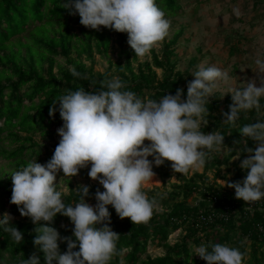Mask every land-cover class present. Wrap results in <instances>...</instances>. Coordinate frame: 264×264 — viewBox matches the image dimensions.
Wrapping results in <instances>:
<instances>
[{
    "label": "clouds",
    "instance_id": "clouds-1",
    "mask_svg": "<svg viewBox=\"0 0 264 264\" xmlns=\"http://www.w3.org/2000/svg\"><path fill=\"white\" fill-rule=\"evenodd\" d=\"M62 8L69 15H78L86 28L126 33L135 57L149 54L169 34L170 21L155 0H66ZM233 11L240 15L238 9ZM256 65L260 86L255 79L243 87L229 86L225 94L231 93L232 103L229 111L221 110L222 122L232 127L237 126L242 113L245 119L249 110L257 113L255 122L239 130L245 139L233 142L242 144L241 151L248 153L240 164L247 171L246 177L225 185L235 189L237 200L249 205L264 198V105L260 102L264 98V75H260L264 74V60L258 58ZM71 73L81 75L75 68ZM192 76L186 99L183 89H177L175 95L165 94L159 101L144 100L126 90L120 78L112 77L102 80L98 91L81 87L53 100L49 116L54 117L58 102L63 124L57 129L61 139L51 159L44 164L30 161L10 175V203L35 225L33 244L43 253L44 264H110L116 255L121 256L119 264H124L123 253L117 248L120 234L110 227L108 206L122 220L147 224L160 206L155 197L149 199L143 191L156 175L153 164L159 167L168 161L174 173L188 174L202 168L212 153L225 146V136L219 131L205 133L202 128L209 122L207 105L213 93L227 85L230 77L215 66L204 65ZM248 140L254 148L247 146ZM89 165V178L104 190L96 189L93 205L86 200L91 195L90 186L80 184L73 189L79 199L66 204L58 190V174L62 171L63 177L72 178ZM58 214L69 218L74 226L72 236H61L50 226ZM12 219L5 212L0 228L19 243L24 234L10 224ZM61 242L67 244L63 253ZM194 256L207 264H243L244 259L239 249L220 243H202ZM19 264H40V258L33 253Z\"/></svg>",
    "mask_w": 264,
    "mask_h": 264
},
{
    "label": "trees",
    "instance_id": "trees-1",
    "mask_svg": "<svg viewBox=\"0 0 264 264\" xmlns=\"http://www.w3.org/2000/svg\"><path fill=\"white\" fill-rule=\"evenodd\" d=\"M64 2L66 0H0V155L14 162L16 168L27 166L31 159L42 161L43 154L47 161L51 159V146L40 144L35 137L37 134L51 137L53 126L63 124L59 103L54 117L49 116V109L53 100L69 91L81 87L86 91H98L102 80L118 77L126 83V90L144 100L159 101L165 94L175 95L177 89H183L186 99L187 84L193 80L191 68H178L174 59L182 29L165 42L160 52L152 49V60L140 61L134 50L126 47V33L103 27L100 31L86 28L79 23L78 15H69L62 8ZM155 2L166 17L178 16L183 11L182 0ZM75 24L79 32L73 31ZM113 34H117L126 57L121 54L115 62L110 61L106 71H96L95 53L108 55ZM230 47L232 56L242 50L239 43ZM74 51L76 57L72 56ZM57 58L65 59L68 65L64 66ZM73 68L81 74L79 77L72 75ZM260 102L264 105V98ZM231 103V95L224 97L217 92L207 105L209 122L202 131H219L225 136V146L220 152L211 154L202 172L196 171L191 176L178 173V180L171 182L174 172L170 162L155 167L162 185L143 188V191L149 199L155 197L160 206L147 224H133L129 218L122 220L115 209L108 206L110 227L120 234L117 248L127 264H207L194 256L193 247L202 243H220L239 249L244 253L243 264H264V198L249 211L251 205L237 200L235 189L225 188L218 182L227 180L222 168L243 148L242 144L233 143L245 139L239 133L240 128L257 119L252 109L247 112L246 119L241 114L236 127L224 124L221 110L229 111ZM247 146L255 147L251 140L247 141ZM246 155L242 151L241 157ZM87 171L88 168L81 169L79 174ZM246 174V170L238 168L232 182L243 180ZM97 188L103 191L99 185L90 186L91 195L86 200L94 197ZM11 189L2 192L8 201ZM73 189L76 188L70 187L68 194L62 193L66 204L79 199ZM12 207L19 212L16 205ZM11 225L23 232L24 239L17 243L0 228V264H19L33 253L39 256L40 264H44L43 253L33 244L35 225L30 218L22 217ZM50 226L61 236H72L74 226L65 216L58 214ZM177 231L182 234L171 243L170 237ZM151 245L163 248L164 254L149 255ZM60 249L62 253L66 251L67 244L61 242ZM120 259L121 256L116 255L110 264H119Z\"/></svg>",
    "mask_w": 264,
    "mask_h": 264
},
{
    "label": "rangeland",
    "instance_id": "rangeland-1",
    "mask_svg": "<svg viewBox=\"0 0 264 264\" xmlns=\"http://www.w3.org/2000/svg\"><path fill=\"white\" fill-rule=\"evenodd\" d=\"M182 0L183 11L180 15L174 17H166L170 21V29L168 36L154 47L157 52H160L167 40H170L181 29L184 31L179 39L176 48V56L178 68L186 70L191 68V74L198 70L200 65L205 67L215 66L222 71L228 73L230 79L227 85L222 86L214 93H221L224 97L231 95L225 94L228 87H243L250 79L256 80V86H260L259 76L257 72L256 60H264V1L259 0ZM257 4V5H256ZM233 9H238L239 16H236ZM74 32H79V26L75 24ZM26 42V38L23 37ZM239 43L242 50L235 55L230 54L231 44ZM126 47H129L127 44ZM76 52L72 56L76 57ZM125 58L126 53L122 52V48L117 41V34L112 35L111 46L108 55L95 53V70L106 71L110 61L115 62L121 56ZM60 63L67 66L65 59L57 58ZM140 61L152 60V49L149 54L144 57H138ZM56 72L58 67L55 68ZM264 75V74H260ZM194 80V77L192 76ZM225 94V95H224ZM60 126H53L54 132L51 137L41 136L37 134L35 140L40 144L51 146V151L54 153L55 147L58 145L61 137L57 133ZM150 142L145 141V144ZM242 151L239 149V154L231 159L228 164L222 168V173L227 180H218L222 186L226 187V182H232L235 171L240 167L241 161L247 158L241 157ZM238 157V158H237ZM31 159L30 161H34ZM42 161L38 163L44 164L47 162L46 155L41 156ZM153 160V157H149ZM155 164L153 171L155 172ZM21 168H16L14 162L8 161L0 155V218L5 212L12 215L13 219L10 224L22 219L20 212H15L6 195H3L6 189L12 187L10 175ZM90 166L88 167V171ZM86 174H79L75 177H63L62 171L57 176L58 190L62 193H69L70 187L77 188L78 185L84 184L88 186L99 185L98 181H93ZM202 172L203 167L191 170L187 176H191L194 172ZM156 173V172H155ZM178 173H174L171 182L178 180ZM213 177V173H210ZM60 181V182H59ZM162 180L156 173L153 180L144 185V188H152L161 186ZM103 188L101 185H99ZM232 189V188H228ZM104 190V189H103ZM90 204H95L93 198L87 199ZM182 232L177 231L170 237V242L175 243L181 236ZM195 248L194 255H195ZM151 256H159L164 254V249L151 245L148 251ZM124 264H127L124 262Z\"/></svg>",
    "mask_w": 264,
    "mask_h": 264
},
{
    "label": "built area",
    "instance_id": "built-area-1",
    "mask_svg": "<svg viewBox=\"0 0 264 264\" xmlns=\"http://www.w3.org/2000/svg\"><path fill=\"white\" fill-rule=\"evenodd\" d=\"M257 203H258V201H257V202H254L253 204H251V206H250L251 209H252L254 206H256ZM258 204H259V203H258ZM260 204H261V202H260ZM259 206H260V208H262L261 205H259Z\"/></svg>",
    "mask_w": 264,
    "mask_h": 264
}]
</instances>
